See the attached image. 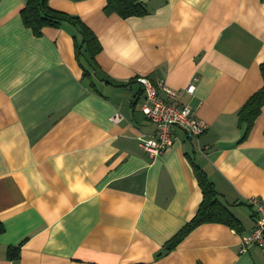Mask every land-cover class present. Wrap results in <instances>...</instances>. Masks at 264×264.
<instances>
[{"label":"crops","instance_id":"crops-1","mask_svg":"<svg viewBox=\"0 0 264 264\" xmlns=\"http://www.w3.org/2000/svg\"><path fill=\"white\" fill-rule=\"evenodd\" d=\"M141 1L148 12L127 18L107 14L106 0L48 1L100 40L91 83L70 25L37 35L22 19L27 0H0V264H264V249L241 242L251 198L264 203V106L242 142L238 123L263 85L264 0ZM143 76L180 90L207 129L175 127L150 157L138 138L154 131L144 90L135 96ZM193 162L244 230L204 223L156 257L202 200Z\"/></svg>","mask_w":264,"mask_h":264},{"label":"trees","instance_id":"trees-1","mask_svg":"<svg viewBox=\"0 0 264 264\" xmlns=\"http://www.w3.org/2000/svg\"><path fill=\"white\" fill-rule=\"evenodd\" d=\"M48 1L27 0L21 10L25 25L30 27L37 35H40L44 27H61L64 24L70 25L74 30L73 40L76 59L83 69V76L89 78L91 83H93L92 77L94 74L96 75V68L98 67L96 55L102 50L100 40L80 16L52 8ZM104 11L107 14L116 13L122 18L141 16L148 12L145 4L141 0H106ZM260 72L263 78L262 87L255 91L238 111V123L240 126H243V132L239 142L247 139L256 118L264 106V62L260 64ZM103 80L106 83L108 82L118 86H126L129 84L112 82L105 78ZM135 81H138L141 85V89L135 94V96H138V94L143 92L144 87L138 78ZM193 167L202 191V200L195 215L166 241L164 246L156 253V257H160L176 248L190 232L204 223H221L233 228L239 233H242L244 230L240 219L223 201L205 170L196 162H193ZM250 205L252 207V204ZM4 231L5 226L0 221V234ZM20 247L21 243L15 246H9L6 257L11 260H17L19 258Z\"/></svg>","mask_w":264,"mask_h":264},{"label":"built area","instance_id":"built-area-1","mask_svg":"<svg viewBox=\"0 0 264 264\" xmlns=\"http://www.w3.org/2000/svg\"><path fill=\"white\" fill-rule=\"evenodd\" d=\"M138 80L144 87V100L141 110L154 126L151 134H140L141 147L155 157L170 147L173 142V129L182 128L192 137H199L208 127V124L197 117L192 107L181 103V91L168 86L163 80L153 82L147 76ZM195 84L190 82L186 91L192 93ZM124 116L115 112L111 116L114 123L122 121ZM254 214V226L248 233L241 234V242L244 249L257 246L264 249V203L257 197L250 200Z\"/></svg>","mask_w":264,"mask_h":264},{"label":"rangeland","instance_id":"rangeland-1","mask_svg":"<svg viewBox=\"0 0 264 264\" xmlns=\"http://www.w3.org/2000/svg\"><path fill=\"white\" fill-rule=\"evenodd\" d=\"M140 106H141V102H139V108H140ZM139 115L142 116V114L140 112H139Z\"/></svg>","mask_w":264,"mask_h":264}]
</instances>
